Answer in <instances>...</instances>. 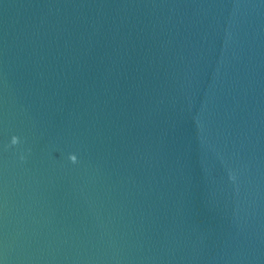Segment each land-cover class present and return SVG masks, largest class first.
Wrapping results in <instances>:
<instances>
[{
    "label": "water",
    "instance_id": "obj_1",
    "mask_svg": "<svg viewBox=\"0 0 264 264\" xmlns=\"http://www.w3.org/2000/svg\"><path fill=\"white\" fill-rule=\"evenodd\" d=\"M0 264H264V0H0Z\"/></svg>",
    "mask_w": 264,
    "mask_h": 264
}]
</instances>
